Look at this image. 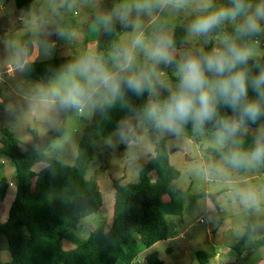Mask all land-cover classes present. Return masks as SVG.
<instances>
[{"label": "rangeland", "instance_id": "rangeland-1", "mask_svg": "<svg viewBox=\"0 0 264 264\" xmlns=\"http://www.w3.org/2000/svg\"><path fill=\"white\" fill-rule=\"evenodd\" d=\"M33 0L29 11L18 8L17 0H0V133L11 130L22 142L23 150L39 149L46 144L51 130H59L47 154L70 166L77 165L81 153V141L88 128L96 123L103 106L114 100L111 97L94 96L93 102L80 108L65 107L54 91L64 84L66 70L86 55L98 57L99 45L109 35L101 28L99 41L88 42L98 34L94 25L101 24V17L111 14L114 8L127 0ZM226 0H213V7L227 5ZM255 2V0H254ZM197 15L194 4L180 10L156 9L151 15L130 16L127 26L116 24L117 35L108 42L106 60L114 66L113 52L118 47L128 46L136 30L151 38L159 30L167 31L175 42L179 25L187 27ZM231 24H225L207 37L187 34V48H175L179 61L186 53L211 50L221 47L223 37L231 34ZM256 43V55L251 61L264 58V34L244 38ZM37 52V58H32ZM107 57V56H104ZM34 59V62H31ZM50 65L52 73L45 72ZM137 66L147 68L151 62L142 52L137 54ZM163 86L160 91L175 89L177 78L174 66L160 64ZM155 95V96H156ZM258 126L246 125L236 136L247 139L242 151L254 146ZM216 121L196 128L191 123L184 125L177 134L162 132L133 113L128 115L113 139L100 138L94 142V160L88 179L97 181L104 198L101 209L82 218L77 228L69 231L62 240L66 252L77 250L85 244L93 231L108 229L113 221L115 190L114 183L123 185L139 180V173L151 157L162 138H166L172 165L181 172L174 185L185 195L183 214H169L170 236L144 252L135 264H148L150 256H156L160 264H201L197 254L207 253L208 264H264V248L257 247L264 239V163L234 167L225 160L224 152L235 149L233 139L221 145L217 142ZM251 137L252 142L248 138ZM45 164H38L35 171ZM8 178L11 187H17V173L13 162L0 156V178ZM155 182L157 175H150ZM251 190L256 201L244 203L242 192ZM9 198L0 205V223L9 218L16 199V188H11ZM170 205V198L165 199ZM249 233L247 242L238 252L237 247ZM12 261L6 236L0 233V262Z\"/></svg>", "mask_w": 264, "mask_h": 264}, {"label": "trees", "instance_id": "trees-1", "mask_svg": "<svg viewBox=\"0 0 264 264\" xmlns=\"http://www.w3.org/2000/svg\"><path fill=\"white\" fill-rule=\"evenodd\" d=\"M32 3L33 0H17L18 8L24 11H29ZM225 3L228 4L229 0ZM100 21L99 26L93 27L98 34L88 43L99 41L101 28L104 27L103 20ZM229 31L232 32L233 27ZM108 33L107 40L99 45L98 57L101 60L108 58V42L117 35L114 21ZM187 34L186 26L177 27L175 48H187ZM257 65L264 66V58L249 61L253 72L257 70ZM53 69L54 66L50 65L45 72L48 75ZM174 81L177 83V78ZM123 91L122 98H116L103 106L96 123L88 128V134L81 141V153L75 166L66 165L47 154L56 137L62 135V126L59 130L49 132L42 148L26 150H23L22 142L11 130L2 129L0 156L13 162L18 189L9 218L0 223V233L8 240L12 257V261L6 264H135L144 252L169 239L170 227L166 217L169 214H183L185 195L174 185L181 177V172L171 163L164 137L154 156L140 170L137 182L123 185L114 183L115 204L111 226L107 230L101 227L93 231L87 242L75 251L66 252L61 245L69 231L79 226L82 218L98 212L104 204L97 181L88 179L94 160V142L100 138L113 139L128 115L133 113L149 128L154 127L145 118L144 109L152 100H164L170 92L164 90L156 96L149 93L136 96L126 88ZM233 115L230 109L220 106L218 118ZM263 121L264 117L248 125L255 127ZM248 140L252 142L251 137ZM246 143L245 138H233L234 148L240 151ZM252 148L251 145L246 150ZM38 164L45 166L35 171L34 167ZM152 173L157 175L155 182L150 179ZM10 188V180L0 178V205L5 203ZM168 197L170 205L165 203ZM248 237L249 233L237 247L239 253ZM257 247L264 248V239L259 240ZM197 257L201 264L209 263L207 253L199 252ZM147 262L160 264L156 256H150Z\"/></svg>", "mask_w": 264, "mask_h": 264}, {"label": "clouds", "instance_id": "clouds-1", "mask_svg": "<svg viewBox=\"0 0 264 264\" xmlns=\"http://www.w3.org/2000/svg\"><path fill=\"white\" fill-rule=\"evenodd\" d=\"M189 4L197 10L188 26L190 35L207 37L225 24L233 26V33L224 35L221 47L189 52L177 61L175 42L167 31L161 29L148 38L136 30L128 46L114 50L113 67L86 55L67 67L64 84L53 94L59 95L63 106L75 108L92 103L97 95L122 98L125 88L136 96H155L157 85L163 86L158 66H174L178 80L175 89L164 100L149 102L145 118L156 129L170 134L179 133L189 123L202 128L215 120L217 142L226 144L246 125L264 117V66L257 65L255 72L249 67L257 42L244 39L264 34V0H229L227 5L215 8L213 0H127L101 19L105 30L110 31L113 20L127 26L133 11L151 15L156 9L180 10ZM140 52L151 62L150 67L137 66ZM220 106L234 115L218 118ZM225 160L234 167L264 162V128L258 130L250 151L231 149ZM241 197L244 203L256 201L251 190L242 192Z\"/></svg>", "mask_w": 264, "mask_h": 264}, {"label": "crops", "instance_id": "crops-1", "mask_svg": "<svg viewBox=\"0 0 264 264\" xmlns=\"http://www.w3.org/2000/svg\"><path fill=\"white\" fill-rule=\"evenodd\" d=\"M92 43H94V42H90V43H88V44H92ZM12 187H13V188H16V195H17V191H18L17 187H16V186H12ZM12 187H11V188H12ZM11 188H10V189H11ZM9 192H10V191H9ZM8 196H9V195H8ZM7 198H9V197H7ZM9 215H10V214H9Z\"/></svg>", "mask_w": 264, "mask_h": 264}, {"label": "water", "instance_id": "water-1", "mask_svg": "<svg viewBox=\"0 0 264 264\" xmlns=\"http://www.w3.org/2000/svg\"><path fill=\"white\" fill-rule=\"evenodd\" d=\"M32 58H37V52H35V55ZM34 62V59H31V62Z\"/></svg>", "mask_w": 264, "mask_h": 264}]
</instances>
